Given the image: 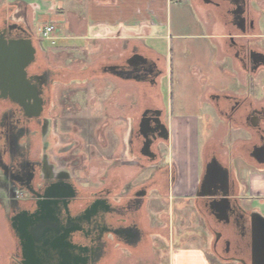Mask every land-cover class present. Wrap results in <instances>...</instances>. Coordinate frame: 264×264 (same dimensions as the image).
I'll return each mask as SVG.
<instances>
[{
    "label": "flooded vegetation",
    "instance_id": "obj_1",
    "mask_svg": "<svg viewBox=\"0 0 264 264\" xmlns=\"http://www.w3.org/2000/svg\"><path fill=\"white\" fill-rule=\"evenodd\" d=\"M198 2L207 10L205 14L216 17L228 29L227 44L241 67L252 76L264 69V52L239 40L256 29L250 0ZM9 11L13 14L0 21V38L30 40L35 52L33 62L26 68L28 87L24 94L0 97V213L8 235L5 264H112L118 257L134 259L151 254L154 240L163 238L168 227L166 224L154 230L147 214L149 200L154 195L168 209L177 177L176 166L168 159L164 162L163 151L167 149L169 157L171 141L165 109L154 104L121 117L128 124L119 168L137 171L144 166L141 161L146 160L149 165L145 166L154 169L148 180L122 186L107 172L108 181L99 188L80 183L84 158L93 156L95 142L105 144L102 132L94 139L92 129L105 116H79L75 112L69 118L62 117L55 105L67 97L58 88L87 86L89 77H73L65 82L64 74L70 68L53 67L43 60L38 50L40 40L25 14L21 9ZM233 31L239 36L231 35ZM134 56H142L143 60H134ZM133 62L135 65L129 66ZM161 65L160 57L154 56L153 60L133 47L129 57L101 66L99 72L158 87L163 74ZM154 99L159 101V93ZM225 117L232 130H243L254 138L246 149L247 156L256 164L264 163V107L252 108L234 101ZM142 152L154 154L153 162ZM219 165L228 170L214 151L208 152L192 206L209 231L214 258L225 264H251L254 211L238 200L229 170L228 219L211 209L217 205L214 200L220 198L222 190ZM206 176L215 188L204 184ZM200 193L218 196L199 197ZM33 225L41 226L45 233L30 235Z\"/></svg>",
    "mask_w": 264,
    "mask_h": 264
},
{
    "label": "crops",
    "instance_id": "obj_2",
    "mask_svg": "<svg viewBox=\"0 0 264 264\" xmlns=\"http://www.w3.org/2000/svg\"><path fill=\"white\" fill-rule=\"evenodd\" d=\"M88 1L85 19L91 42L96 41L94 36L104 35L114 46L123 50L124 55L120 54V56L129 57L132 48L136 47L153 60L154 56L159 57L154 49L155 38L165 37L170 44L173 43L169 35L172 0ZM225 29L221 26H214L209 31L204 29L195 35L176 33L178 43L186 39L200 41L209 60L208 74H190L191 84L196 87L197 99L194 101V106L189 108L179 104L172 108L167 116L171 131L168 161L172 162L177 170L172 191L174 198L169 201L168 209H166L160 204V198L153 195L147 206V214L151 216L152 226L156 232L166 224L168 229L163 238L158 237L154 240L152 253L134 258V264H209L207 248L200 242L197 244V239L200 240L201 237L198 235L201 233L195 232L198 225L194 224V220L196 217L201 223L202 220L200 214L192 206V197L200 182L205 157L210 151H214L222 164L228 168L236 185V196L241 204L264 217V163L256 164L247 156L246 149L249 148L254 138L249 136L246 139H240L237 136L240 130H232L225 117L234 101L244 102L247 107H264V86L257 87L254 84L255 76L249 75L235 59L233 50L227 44L230 36L228 29L227 31ZM231 35L237 36L238 34L232 32ZM114 63L118 62L111 60L102 62L98 70L82 65L78 69L79 77L77 78L82 80L89 77L88 81L93 82L97 95L101 93L99 83L113 87L110 95V98L114 100L113 103L102 106L101 114L105 117L92 126L94 139H98V132L101 131L105 144L94 141V153L90 158V163L98 161L108 164L106 166L110 169L108 174L123 186L131 181L137 184L148 180L154 173V169H147L148 174L142 175L145 168H148L145 166L146 160L141 161L144 166L137 171L119 168L126 128L118 119L123 115L137 114L145 106H154L153 100L156 96L154 92L159 91L160 81H158V87H154V83L121 79L99 72L101 66ZM161 69L163 71L162 65ZM82 70L88 72L83 73ZM91 70L94 72L89 74ZM100 75L101 80L98 81ZM144 85L150 88V93L144 90ZM256 87L261 88V96L254 95ZM146 98H150V103L143 102ZM92 99L94 101L95 98ZM161 106L165 109L163 103ZM102 125L105 127L102 128ZM202 131L205 136L201 148L200 133ZM116 143L120 150L117 153L111 151V147L116 146ZM96 148L103 152L97 154ZM133 175H136V181L130 178ZM186 212H189L187 218L184 214ZM175 214L178 220L174 221ZM159 254H161L160 257ZM127 260L129 259L121 258L117 264H131Z\"/></svg>",
    "mask_w": 264,
    "mask_h": 264
},
{
    "label": "rangeland",
    "instance_id": "obj_3",
    "mask_svg": "<svg viewBox=\"0 0 264 264\" xmlns=\"http://www.w3.org/2000/svg\"><path fill=\"white\" fill-rule=\"evenodd\" d=\"M250 2L251 9L255 15L256 29L254 33L239 38V40L250 43V47L264 52V0H250ZM172 3L170 8L171 25L169 28L171 32L169 31V35L172 37L173 43L170 44V41L165 37L154 39V49L162 60L163 74L159 80V91H156L159 93L160 99L159 101L155 99L153 101L159 107H162L161 104L163 103L165 112L168 113L167 116L171 113L172 108L177 107L179 104L186 105L189 108L194 106V101L197 99L195 95L196 87L191 84L190 74H208L207 63L209 60L199 43L200 41L186 39L178 43L176 33L195 35V33L199 34L204 29L209 31L214 26H221L225 29V25L219 19L205 14L207 10L199 4L198 0H172ZM88 4V0H0V21L13 14L9 11L10 8L21 9V13L25 14L32 32L40 40L38 45L40 56L53 67L70 68L69 72H65L63 78L65 82L69 83L71 78L79 77L78 69L82 65H88L98 70L102 62L107 60L119 62L124 58L120 56V54L124 55L123 50L114 46L104 35L94 36L96 41L91 42L89 39L91 36L87 33V20L85 19ZM47 27H52L53 31L51 34L45 35V28ZM225 30L227 31V29ZM187 37L190 36L187 35ZM99 78L97 79L98 81L101 80V75ZM254 84L257 87H260V85L264 86V69H261L256 74ZM98 85L101 86V93L98 95L95 93L96 90L92 81L83 87L58 88L62 96L67 95V97L56 101L57 112H61L62 117L68 118L75 112H78L79 116L87 115L88 113L89 116L94 114V117H98L99 114L101 115L102 106L107 103L110 105L114 101L110 98L113 87L100 83ZM257 87L254 89V95L257 96L259 94L261 96L262 90ZM144 90L148 93L151 92L146 85H144ZM156 92L154 93L156 94ZM92 98H95L94 101ZM150 101V98L143 100L144 103H150ZM119 121L126 128L128 123L123 119ZM112 122H110L111 126ZM63 128L66 127L63 126ZM204 136L205 134L202 131L200 133V147L203 144ZM237 136L240 139L249 137L243 130H240ZM96 149L98 150L97 154L103 152L99 148ZM111 151L116 153L120 151L117 143L116 146L111 147ZM163 154L164 162H167L168 150L164 149ZM90 158L86 159L85 157L81 163L79 182L88 184L89 187L96 189L102 186L106 180V175H104L105 168L107 172L110 169L106 167L108 164L105 162L94 161V163L91 161L90 163ZM145 165H149V162L146 161ZM144 171L142 175H147L148 171L146 169ZM135 176L133 175L130 178H134V181ZM188 213H184L186 218ZM173 218L174 221L178 220L176 214ZM194 222V224L198 225V227L195 226L197 227L195 232L201 233L198 236L202 237L199 238L200 240L197 239V244L200 242L207 248L209 264H225L212 256L210 251L211 237L208 230L202 227L203 222L201 223L198 217H196ZM7 248L8 235L0 213V264H5ZM160 256L161 254H159ZM120 259L121 257H118L112 264H117ZM133 260L129 259L127 262L134 264Z\"/></svg>",
    "mask_w": 264,
    "mask_h": 264
},
{
    "label": "water",
    "instance_id": "obj_4",
    "mask_svg": "<svg viewBox=\"0 0 264 264\" xmlns=\"http://www.w3.org/2000/svg\"><path fill=\"white\" fill-rule=\"evenodd\" d=\"M34 48L30 40H10L6 41L0 38V97L15 98L21 96L27 89L26 68L34 60ZM134 60H143L142 56H134ZM134 66L133 63H128ZM142 155L148 157L150 162L154 160V154L142 152ZM264 162V160L262 161ZM146 170L149 168H145ZM222 172V190L220 198L214 200L217 204L211 209L220 213L223 219H228V211L230 209L229 198V174L228 170L219 165ZM207 183L208 188H215V184H210L208 176L204 178V184ZM217 183V182H216ZM199 197H216L218 193H200ZM252 230V262L251 264H264V217L258 212L251 215ZM36 226V225H35ZM31 226L30 235L39 236L45 233L41 226ZM32 256V255H31ZM39 258V257H37ZM34 259V258H33ZM38 259H35V261Z\"/></svg>",
    "mask_w": 264,
    "mask_h": 264
},
{
    "label": "built area",
    "instance_id": "obj_5",
    "mask_svg": "<svg viewBox=\"0 0 264 264\" xmlns=\"http://www.w3.org/2000/svg\"><path fill=\"white\" fill-rule=\"evenodd\" d=\"M52 31H53V28L52 27L45 28V35L51 34Z\"/></svg>",
    "mask_w": 264,
    "mask_h": 264
}]
</instances>
